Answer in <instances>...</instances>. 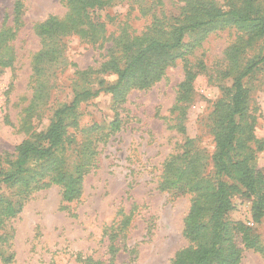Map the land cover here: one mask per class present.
<instances>
[{"label":"rangeland","instance_id":"rangeland-1","mask_svg":"<svg viewBox=\"0 0 264 264\" xmlns=\"http://www.w3.org/2000/svg\"><path fill=\"white\" fill-rule=\"evenodd\" d=\"M244 8L245 0H114L90 16L104 24L94 40L87 26L67 31L39 73L38 56L49 45L37 28L51 17L67 24L68 1L0 0V173L13 169L23 144L41 141L78 94L98 90L101 80L117 82L108 62L124 65L125 43L171 38L177 26L194 25L211 10ZM255 16L264 17V0H253ZM207 28L188 30L184 47L149 87L81 99L65 115L64 142L53 158L81 171L79 199L65 201L37 159L28 162L24 180L0 186V264H172L191 247L184 231L197 200L193 182H227L214 162L219 107L264 49V36L241 25ZM244 84L240 137L264 176V65ZM232 184L238 191L225 220L247 227L256 245L245 246L239 232L240 264H264V215L257 220L256 198Z\"/></svg>","mask_w":264,"mask_h":264},{"label":"trees","instance_id":"trees-1","mask_svg":"<svg viewBox=\"0 0 264 264\" xmlns=\"http://www.w3.org/2000/svg\"><path fill=\"white\" fill-rule=\"evenodd\" d=\"M67 1L72 11L67 24L51 17L37 28L40 36L43 37V42L46 41L49 45L47 51L41 52L38 56L37 70L39 73L42 71L40 64L48 58L49 61H53L58 53L56 41L64 37L67 31L72 32L79 26H87L86 31L89 32H86L85 35L94 40L97 36L95 30L99 26L104 28V24H94L95 22L91 20L90 16L97 10L106 9L112 5L114 0ZM252 5L253 0H245L243 11L221 12L211 10L209 17L195 20L196 17L194 25L182 24L177 26L173 32L169 33L171 38L163 33L162 37L147 38L140 44L125 43L121 52L122 56L126 54L124 65L121 67L117 59L108 62L115 65L118 75L117 82L113 85H107L104 80H101L99 82L101 87L98 90L94 92L87 90L78 94L71 106L57 111L54 122L43 135L41 141L23 144L19 148L13 169L0 173V186L17 184L24 180L27 177L24 173L28 162L31 159H37L46 162L44 164L46 166L45 173L48 172L49 175L52 173V183L62 186L65 201L72 202L79 199L82 194L81 171H69L64 161L53 158L64 142L65 115L75 110L81 99L97 97L102 92H112L120 96L132 87H149L159 79L173 55L184 47L182 40L190 28L207 31V27L214 24L216 27V24L221 22L241 25L250 29L255 35L264 36V17L255 16L252 18ZM206 18L209 20H205ZM262 65H264V49L263 53L248 62L244 70L235 78L230 101L219 107L221 109L218 110L216 118L217 152L214 162L218 173L225 177L227 182L219 181L216 186H209L205 179L193 182L195 185L193 190L195 194L197 193V200L192 206L184 231L192 245L190 248L180 251L172 264H240L242 250L237 244V236L239 232H242L244 239L248 242L249 229L242 224L233 228L225 220L233 209L232 196L238 191V187L232 184L234 181L239 183V186H242L248 195L256 198L253 206L256 219L259 220L264 215V176L253 165L252 147L247 146L240 137L241 120L246 111L248 97V90L245 88L244 81L256 74ZM183 174L186 175L187 171ZM191 174L194 172L189 173V175ZM245 246L256 247L253 240Z\"/></svg>","mask_w":264,"mask_h":264}]
</instances>
